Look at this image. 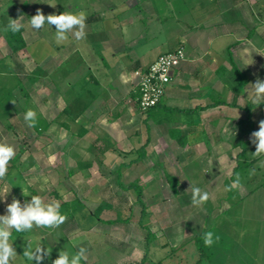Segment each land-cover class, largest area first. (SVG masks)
<instances>
[{
	"label": "crops",
	"instance_id": "crops-1",
	"mask_svg": "<svg viewBox=\"0 0 264 264\" xmlns=\"http://www.w3.org/2000/svg\"><path fill=\"white\" fill-rule=\"evenodd\" d=\"M46 1L38 3L43 7ZM98 1L109 11L90 8L83 38L77 40L74 32L68 33V41L40 61L51 83L49 98L58 97L60 128H52L50 115L43 118L49 123L47 129L57 130L63 146H68L64 160L76 163L68 173L81 174L80 180L86 181L109 183L114 179L117 194L128 191L136 195L129 184L137 180L143 196L157 198L168 185L174 194L185 196L176 209L185 210L188 219L183 224L188 227L205 228L213 212L221 216L241 204L238 217L264 226V167L259 166L264 157L253 156L255 145L250 139L264 120V103L254 105L250 91L257 78L264 80V0H188L191 9L200 3L198 11L181 8L174 17L175 32L161 38V17L147 25L143 8L138 13L130 9L140 0H122L123 7L116 0ZM146 10L152 18L158 14L153 3ZM63 12L67 11L61 6L58 12L43 14ZM180 46L186 50V59L171 70L161 103L145 112L137 100L139 77L135 71L148 68L160 54ZM234 66L243 75L231 77ZM63 67V78L54 82L55 73L60 75ZM244 123L248 133L242 139ZM167 175L176 178V188ZM237 177L239 184L234 185ZM193 186L210 195L199 222L190 220L195 207L191 203ZM74 198L64 197L62 202ZM81 200L93 210L88 199ZM104 201L110 208L103 215L115 217L108 216L116 210L114 201L101 199L98 205ZM145 204L144 222L156 235L153 223L157 215L161 218L160 211L152 213V207ZM79 225L82 232L91 233L98 226L114 224ZM132 228L133 233L140 229L138 223ZM90 250L86 252L89 264H121L128 257L112 245Z\"/></svg>",
	"mask_w": 264,
	"mask_h": 264
},
{
	"label": "rangeland",
	"instance_id": "rangeland-1",
	"mask_svg": "<svg viewBox=\"0 0 264 264\" xmlns=\"http://www.w3.org/2000/svg\"><path fill=\"white\" fill-rule=\"evenodd\" d=\"M23 1L0 0V59L7 54H13L12 58L0 60V78L4 77L7 81L13 82L14 73L21 74L29 94L27 97L19 89H15L14 96L0 107V143H7L13 146L16 151L15 157L9 162L8 174L4 180H0V195L8 192L6 195L0 196V215L6 214L7 204L11 203L13 198L23 204L31 200V195L41 196L46 203L55 201L59 204L64 200V197L78 196L81 199H88L90 208L93 210L97 208L101 199H109L114 201L116 210L108 216L118 215L125 218L131 214L132 207L136 212L128 223L98 226L97 230L90 231L91 233L82 232L83 228L79 225L80 221L81 225H87L89 220L77 218L78 221L66 219L61 227L55 229L33 228L24 234L11 236L13 247L17 253L16 264H35V261H28L23 253L29 247L35 248L37 244H41L45 250L51 251L50 256L46 257L42 264H52V261L58 258L59 252L62 250L74 255L79 247L91 251V247L97 249L99 246L111 245L123 249L128 254L125 260L138 261L144 254V234L139 228H137V232L133 233L132 227L137 225L139 217L138 207L134 205L136 195H130L128 191L123 192L124 195L117 194V185L114 179L109 183L99 179L86 181L80 180L81 174L76 177L75 174H69L68 170L77 166L74 162L68 163L64 160L68 146H63L64 141L59 139L58 131L46 129L39 133L35 127H29L24 120V109L31 108L36 112V116L50 115L53 121L52 128H60L58 127L61 118L58 115V97L51 95L49 98L51 93H48V89L51 83L47 72L43 71L40 61L48 54L57 52L61 42L56 40L54 25L49 26L45 23L40 30L33 29L30 24L31 14L35 15L38 9L42 13H55L60 10L61 6L67 12L76 14L83 11L87 15L90 14L92 6L100 11H109V8L96 0H49L44 3L43 7L40 2L38 3V0H27L29 3L23 8L21 6ZM116 1L120 7L124 6L122 0ZM149 3H153L158 12L153 18L145 13ZM71 5L72 8H70ZM190 5L188 0H140L130 9L132 12L138 13L143 8L147 25L152 19L153 22L155 18L161 17L164 23V30L159 36L161 38L175 32L174 17H176V13L184 6L190 8ZM193 6L192 8L198 11L200 3H194ZM193 9H191L192 12ZM10 19H18L17 22L23 25V34L27 40L26 47L17 51H14L10 46L3 31V25L9 23ZM166 23H169L167 28L165 27ZM141 25L145 26L146 24L144 22ZM148 36L146 37L148 38ZM83 54L88 57V52L84 51ZM73 57L75 60L77 55ZM68 66L67 64L66 67ZM66 67L60 69V75L58 72L55 73L54 82L63 78ZM85 156L86 159L90 158L89 154ZM82 175H85V169L82 170ZM110 184L114 186V189H111ZM82 185H84L83 192L79 189ZM113 190L114 192H112ZM182 197L174 194L168 185L164 186L162 194L157 198L151 194L143 196V199L146 200L144 202L152 207L149 209L150 212L160 211L161 214V218L157 215L156 223H153V228L158 234L156 233V238L151 244L150 261L163 260L161 264H264V226L261 227L262 223L258 222L261 228L259 229L256 221L253 220L252 223L250 220L238 217L243 208L242 204L234 206L232 210L221 216H214L213 212L211 220L208 221L210 225L208 224L205 228L190 227V225L188 227L183 224L188 219L185 210L176 209L178 201ZM123 198L126 200L122 201ZM252 201L256 202V199ZM153 203L156 205L153 206ZM202 206L194 207L190 220L199 222L197 219L203 214ZM208 206L211 211L213 206H210V202H208ZM176 222L179 225L178 223L176 225ZM202 230L204 232L211 231L214 240L211 247L205 248L203 255L200 254L197 244L191 240L196 233ZM92 232L95 233L92 235ZM72 242L78 248L72 246ZM184 243L183 248L177 249ZM89 257L87 256V260L82 261L81 264H89L87 262L90 260ZM200 257L201 261L197 263ZM112 261L110 260V262ZM122 262L123 260H121V264ZM10 264H15V262L10 260Z\"/></svg>",
	"mask_w": 264,
	"mask_h": 264
},
{
	"label": "clouds",
	"instance_id": "clouds-1",
	"mask_svg": "<svg viewBox=\"0 0 264 264\" xmlns=\"http://www.w3.org/2000/svg\"><path fill=\"white\" fill-rule=\"evenodd\" d=\"M18 19H10L7 29L12 32H18L23 27L17 22ZM86 14L81 11L73 14L63 12L60 14H50L45 16L39 9L31 17L30 24L33 29L40 30L45 23L49 26H55L56 40L62 42L67 40L68 33L74 32L77 40L84 36ZM252 93V103L256 106L264 103V80L256 79L254 84L250 85ZM24 120L29 127L36 125V112L32 109L26 111ZM251 142L255 145L254 157H264V120L259 122V130L251 133ZM15 148L7 143H0V180H4L8 174L9 162L15 157ZM259 166L264 167V159H260ZM239 184V177L234 181V185ZM6 192L3 195H6ZM24 196L26 195L23 191ZM210 195L200 187H192L191 203L193 206H201L207 202ZM67 217L61 214L60 204L58 202L46 203L41 196L31 195V200L21 204L18 199L13 198L12 202L7 204L6 214L0 215V264H10V260L16 264L17 253L11 241V230L18 233L28 232L33 228L55 229L62 225ZM203 241L205 246L211 247L214 243L213 233L211 231L204 233ZM86 249L79 247L74 255L68 251L59 252L58 258L52 261V264H81L87 260ZM49 250H45L41 244L35 248L29 247L23 253L28 261H35V264H42V261L50 256Z\"/></svg>",
	"mask_w": 264,
	"mask_h": 264
},
{
	"label": "trees",
	"instance_id": "trees-1",
	"mask_svg": "<svg viewBox=\"0 0 264 264\" xmlns=\"http://www.w3.org/2000/svg\"><path fill=\"white\" fill-rule=\"evenodd\" d=\"M26 5L27 4H25V2L21 4V6L23 8H25ZM31 16H34V14L32 13ZM45 16H47V15H45ZM92 17H90V18H92ZM8 24L9 23L3 25V31L6 35V38L8 40V43L10 44V46L14 49V51H17L19 49L26 47L27 41H26L24 34H23L24 28L22 27L20 29V31H18V32H12L10 29H7ZM8 57L12 58L13 54H7L5 56H2L1 59H6ZM230 75H231V77H235V75H243V74L236 66H234L233 70L230 72ZM15 89H19L22 93L25 94V96H27V97L29 96L28 91L26 89V86L23 82V76H21V74L14 73V81L13 82L7 81V79H5L4 77L0 78V107L3 106L5 103H7V100H9L11 97L14 96ZM137 90H138V88L136 89V93L138 95ZM220 102H214L213 104L217 105ZM160 103H161V101L158 104H156L155 106H153L147 110H144V111L149 113L152 109L156 108ZM213 104H210V105H213ZM29 109H31V108L24 109V112L26 113V111ZM248 119L250 120V117ZM48 127H49V123L42 116H36L35 129L39 133H42ZM246 130L247 129H246L245 123H244L243 128H242V134H241L242 139L248 133ZM180 141H182V143H185V142H183V140H180ZM114 149H117V148H114ZM141 149H142V153H143V150L145 148L142 147ZM167 179L170 182L174 183V188H176V181H177L176 178H173V177L167 175ZM129 186L134 188V190L136 192V201L134 202V205L138 207L139 212L137 214L139 215V217H138L137 223H138L140 229L143 231V234H144V244H143L144 254L141 257V259L138 261L131 262L130 260H123L122 264H161L163 262V260H159V261H155V262H152L149 260V252H150L151 244L155 240L156 235L154 232H152V230L150 229L148 224H146L144 222L145 217H146L147 206H146L144 199H143L142 186L139 184V182L137 180L131 181ZM134 205H132V206H134ZM107 208H110L109 204H108V202L104 201V202H101L97 206V208H95L94 210H90L87 207V205L83 203L81 198H79L78 196H76L74 199H72L70 201H63L60 203L61 214L65 215L67 217V219H76L77 220V218H79V219L83 218V219L89 220L88 225H87L88 228H91L92 225L96 222H105L108 224H118L121 222L128 223L132 220V217L136 212L134 210V207H132L131 214L125 218L118 216V215H116L115 217L109 218V217H105L103 215L104 210ZM61 226L62 225H60L59 227H61ZM24 233H26V232L18 233L14 229L11 230V236L24 234ZM204 233H206V232L201 231L199 233H196L191 238V240H193L197 244V247H198L201 255H203V253L205 252V248L207 247V246H205L204 241H203ZM184 246H185V243L183 245L177 247V249L183 248ZM200 261H201V257L198 259L197 263Z\"/></svg>",
	"mask_w": 264,
	"mask_h": 264
},
{
	"label": "built area",
	"instance_id": "built-area-1",
	"mask_svg": "<svg viewBox=\"0 0 264 264\" xmlns=\"http://www.w3.org/2000/svg\"><path fill=\"white\" fill-rule=\"evenodd\" d=\"M186 57L184 46H180L160 54L148 68L135 71L139 77L137 100L142 110H147L161 101L167 85L171 82V70Z\"/></svg>",
	"mask_w": 264,
	"mask_h": 264
}]
</instances>
